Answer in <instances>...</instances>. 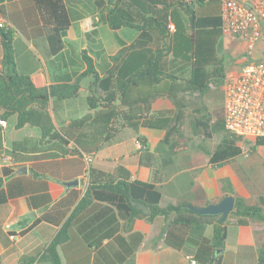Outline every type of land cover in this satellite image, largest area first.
I'll list each match as a JSON object with an SVG mask.
<instances>
[{"label":"trees","instance_id":"16d2710c","mask_svg":"<svg viewBox=\"0 0 264 264\" xmlns=\"http://www.w3.org/2000/svg\"><path fill=\"white\" fill-rule=\"evenodd\" d=\"M33 3L41 15L48 54L54 57L62 51L63 37L71 23L64 2L33 0ZM107 4L105 22L108 27L112 31L122 27L134 29L137 37L127 46L122 44L120 50L110 57L112 67L102 77L96 72L93 60L83 53L85 71L73 84L37 88L29 76L16 70L10 32L1 31L4 40L0 62V120L16 115V129L30 125L39 130L37 141L26 138L12 142L9 151L15 164L31 163V177H37L33 167L38 168L39 161L64 159L66 156L72 159L62 160L64 164L76 168L81 175L84 171L81 155L96 152L112 138L113 132L124 128L134 132L140 127L164 131L155 151L161 155L176 153L180 148L179 140L184 137L182 125L187 104L192 102L194 95L208 91L212 79L223 78L222 59L217 54L222 37L219 0H107ZM0 14L4 15L1 9ZM169 22L175 28L171 34L167 30ZM167 57L171 58L170 62L177 61L186 66L188 76L183 78L170 71ZM85 76L92 77L87 105L90 110H96L95 113L56 128L48 110L49 99L76 96L79 81ZM162 96L171 101L174 110L152 113V103ZM222 102L223 97L219 110L197 105L190 114L195 136L204 141L219 136L218 143L209 153L212 168L222 167L241 155L240 139L224 129ZM87 123L97 125V131L88 135L83 133ZM2 140L0 126V149ZM257 147H264V137L251 143L252 151ZM3 173L7 176L13 170L5 168ZM87 173L83 196L50 246L48 259L52 264H60L56 247L68 240V229L73 223L87 248L96 250L103 239L118 230L119 221L127 222L131 229L133 220L139 216H145L149 221L162 217L165 220L164 245L193 255L198 264H232L224 261L221 254L231 219L237 226L247 225L249 220L264 223L263 197L250 205L234 196L233 210L224 221H220V216L191 212L188 206L192 204L187 202L160 207V189L153 183L130 181V173L123 167H117L112 174L90 167ZM222 189L234 195L227 182ZM6 190L7 195L13 197L38 191V183L30 178L15 177L8 182ZM77 197V190H73L70 197L59 204L69 208ZM5 199L1 190L0 203ZM137 205L150 209L151 214L146 215ZM66 209L60 212V219L66 215ZM208 224L213 227L211 239L204 236ZM107 226L113 227L106 230ZM129 241L128 255L142 241V235L131 233ZM258 264H264V245L259 250Z\"/></svg>","mask_w":264,"mask_h":264},{"label":"crops","instance_id":"0c3cea01","mask_svg":"<svg viewBox=\"0 0 264 264\" xmlns=\"http://www.w3.org/2000/svg\"><path fill=\"white\" fill-rule=\"evenodd\" d=\"M63 2L71 23L63 37L62 51L51 57L48 54L41 15L34 7L33 0H0V9L4 13L0 14V22L9 27L0 29V62L4 40L1 31L9 30L16 70L19 74L29 76L37 88L73 84L85 71L83 53L93 60L96 72L102 77L112 67L110 57L120 50L122 44L127 46L137 37V31L134 29L122 27L112 31L108 27L105 22L109 8L107 0ZM123 29L134 33L124 39L120 36ZM109 31L112 35L110 39L107 38ZM115 41L117 44H114ZM260 45L257 58L264 52V41ZM170 59L167 57L170 71L186 78L188 68L177 61L170 62ZM91 81V76L81 78L78 93L72 98L49 99L48 110L56 128L95 113L96 110H90L87 105ZM193 97L192 102L184 109V137L179 140L180 148L176 153L161 155L155 151L164 131L140 127L134 132L124 128L113 132L112 138L96 152L81 155L84 164L81 175L76 168L64 164L62 160L72 159L71 156H66L64 159L39 161L38 168L33 167L37 177H31V163L15 164L9 151L12 142L26 138L37 141L40 132L30 125L16 129V115L6 119L5 127H1L3 140L0 149V191L6 195L5 201L0 203V264H52L48 259L50 246L65 219L83 196L88 180L87 170L90 167L110 174L117 167H123L129 171L130 181L153 183L161 191L160 207L187 202L191 203L192 207L201 208L216 204L226 196L239 197L246 204L252 205L256 204L260 197L264 198V195L242 184L234 172H221L227 168L230 161L219 168L211 167L209 153L218 143L219 136L214 135L204 141L194 135L190 114L199 104L198 95ZM173 110V104L165 96L157 98L151 105L152 113H168ZM97 128V125L87 123L82 131L88 135L96 132ZM137 140H140L141 148L137 147ZM68 146L71 147L72 144ZM239 146L241 147L240 144ZM5 168L12 169L13 173L5 176ZM15 177L34 180L38 183V191L8 196L6 186ZM75 179L78 180L77 187L62 186V182ZM225 182L232 187L234 195L223 191ZM73 190H77L78 197L72 205L69 208L65 204L60 205V201L68 199ZM65 209L66 215L60 219V212ZM164 226L165 220L162 217L149 221L145 216H139L133 220L131 229L127 222L121 220L114 235L103 239L100 247L93 250L87 248L73 223L68 229V240L56 247V253L60 264H187V254L164 245ZM112 227L107 226L106 230ZM131 233L141 234L142 241L128 255L126 252L129 251ZM212 233V225H206L204 236L211 239ZM263 245V222L249 220L247 225L237 226L231 219L227 225L225 247L221 254L223 260L228 263L258 264L259 250Z\"/></svg>","mask_w":264,"mask_h":264},{"label":"built area","instance_id":"2783aa9c","mask_svg":"<svg viewBox=\"0 0 264 264\" xmlns=\"http://www.w3.org/2000/svg\"><path fill=\"white\" fill-rule=\"evenodd\" d=\"M221 33L225 37L242 39L248 57L264 41V0H219ZM9 28L0 22V29ZM171 34L174 25L169 22ZM245 54V52H244ZM222 118L224 129L245 142L264 137V52L241 67L239 73L225 78ZM5 127V121L0 120ZM138 148L142 147L139 140ZM246 157L247 152L241 148ZM187 264H198L193 255H186Z\"/></svg>","mask_w":264,"mask_h":264},{"label":"rangeland","instance_id":"374dc122","mask_svg":"<svg viewBox=\"0 0 264 264\" xmlns=\"http://www.w3.org/2000/svg\"><path fill=\"white\" fill-rule=\"evenodd\" d=\"M132 33L134 32L129 29H123L120 32V36L126 39ZM108 35L109 37L107 38L110 39L112 37L110 31ZM114 44H117L116 41ZM260 46L258 44V47L248 57L242 39L222 36L217 45V54L222 59L223 78L211 80V86L208 91L198 95V104L204 105L211 110H219L225 78L239 73L241 67L247 64L250 58H257V50ZM108 49L111 50V47L108 46ZM249 143L242 140L239 141L241 148H244L247 152V156L245 157L241 153V155L231 160L227 168L221 172H234L247 188L264 195V147H257L252 151Z\"/></svg>","mask_w":264,"mask_h":264},{"label":"water","instance_id":"95a60500","mask_svg":"<svg viewBox=\"0 0 264 264\" xmlns=\"http://www.w3.org/2000/svg\"><path fill=\"white\" fill-rule=\"evenodd\" d=\"M24 169V167H22ZM62 186L65 188H73L78 186V180H72L69 182H62ZM139 209H141L144 213L147 215L151 214V210L141 206L137 205ZM234 207V198L232 196H226L223 199H221L216 204H209L205 207H192L188 206V209L198 215H204V216H220V221H224L227 216L230 214V212L233 210ZM219 252V251H218Z\"/></svg>","mask_w":264,"mask_h":264}]
</instances>
